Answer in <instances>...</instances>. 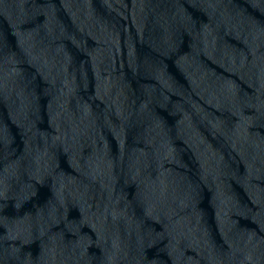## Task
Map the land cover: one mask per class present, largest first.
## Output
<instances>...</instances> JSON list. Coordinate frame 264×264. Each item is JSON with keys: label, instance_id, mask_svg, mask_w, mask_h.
I'll use <instances>...</instances> for the list:
<instances>
[{"label": "water", "instance_id": "water-1", "mask_svg": "<svg viewBox=\"0 0 264 264\" xmlns=\"http://www.w3.org/2000/svg\"><path fill=\"white\" fill-rule=\"evenodd\" d=\"M0 264H264V0H0Z\"/></svg>", "mask_w": 264, "mask_h": 264}]
</instances>
